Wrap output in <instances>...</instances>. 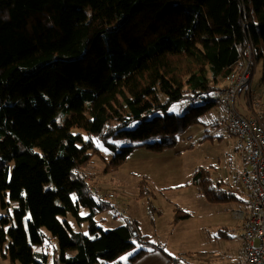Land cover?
Segmentation results:
<instances>
[{"label": "trees", "instance_id": "trees-1", "mask_svg": "<svg viewBox=\"0 0 264 264\" xmlns=\"http://www.w3.org/2000/svg\"><path fill=\"white\" fill-rule=\"evenodd\" d=\"M247 48L262 59L264 79V0H0V207L17 202L0 216V257L48 264L34 246L51 239L59 257L50 264H110L138 246L131 264L163 250L134 219L109 230L95 221L111 202L94 197L100 189L82 171L99 153L92 138L113 152L105 173L134 141L153 152L174 146L211 108L225 109L224 79ZM180 100L192 104L169 111ZM186 184L208 202L246 203L208 166ZM173 210L174 223L189 217ZM68 215L86 222V235Z\"/></svg>", "mask_w": 264, "mask_h": 264}, {"label": "rangeland", "instance_id": "rangeland-1", "mask_svg": "<svg viewBox=\"0 0 264 264\" xmlns=\"http://www.w3.org/2000/svg\"><path fill=\"white\" fill-rule=\"evenodd\" d=\"M249 84L251 89H249L248 92L247 88ZM249 84L242 86V88L238 90L234 101L236 109L240 111L238 108L247 107L250 110L249 103L253 105L254 102H257V110L264 112L262 59L256 61ZM159 97L161 98V95H159ZM189 102L190 101L187 100L174 102L169 107V111L180 115L192 104ZM240 112L242 113V111ZM252 112H254V108ZM223 119L220 108H211L201 117L200 123L188 126L183 133L176 137L174 146H168L160 152H150V150L137 145L136 143H138V141H134L131 143L135 145L132 149L133 151L126 156L127 158L124 163L117 168L118 170L115 168L117 171L112 170L108 173L104 172V168L111 160L113 152L101 140L92 138V145L99 153L93 155L92 159L83 170L93 173L95 179L108 178L109 182L107 183L114 191L111 189H104L103 185H100L101 187L96 186V184L92 182L90 186L99 188L107 193H112L116 203L127 206L125 213L119 218L114 216L111 207L106 208L105 211H103L104 213L101 212L102 214L97 217L96 221L98 225L103 230H107L108 227H106L102 220H99L100 217L106 218L110 216L112 219L116 218L118 219L116 222L121 225L125 222L124 219L131 215L135 217L140 224L139 232L148 236L149 240L152 242L163 246L162 248H164V251L171 258L177 259L178 262H176V264H226L223 262V259L228 258L224 257L222 254L233 256L231 258L229 257L231 261L229 264H237L236 257L240 252L239 244L241 242L240 229L238 227L240 224L242 226V223L235 218L233 211L238 208L239 204L237 202H208L204 197L195 195L197 192L193 185H188L183 188L179 186L190 180L195 169L200 166H208L211 168L212 171L209 170L211 173L213 172V178H216V172L224 169L228 170L224 165L229 157L234 160V165L236 167L240 166V168L236 173L234 172L233 176H229L227 180L237 185L239 171L242 168L243 162L242 160L240 162L241 157L237 153L236 148L234 149L235 138L230 134L228 129L226 130L227 121L225 125ZM186 144H188V148L181 150L180 148ZM148 157L150 159H148ZM137 159L140 160V164H136ZM139 185L143 186V190L151 191L149 200L147 197H142V195L139 194ZM147 193L148 192H145V194ZM116 195L123 198H120L122 201H120ZM116 198H118V201ZM114 200H112V202H114ZM7 203V209H2L0 207V216L7 213L11 214L13 208L17 206V202L15 201L8 200ZM155 204H160V220L165 223L170 217L173 218L175 216L173 208L174 206H178V204L184 205L188 210H192L193 218L182 222L180 228L177 227L173 229L171 235L165 238L164 233L157 235L152 228L150 218H153L152 213L154 212H149L148 209L149 207L153 208ZM200 205H202V215L199 212ZM171 206H173V208H171ZM183 211L187 212V209ZM79 213L83 216L84 214L87 215L88 211L80 209ZM66 218L75 231L82 232V234L86 235V223L81 226V224L74 222L75 220L71 215H68ZM218 222H226L227 224L235 225L234 233L233 235L231 234V240L217 239L214 243L208 242L206 244L207 246L211 248L215 246L214 249L221 253L219 257H221L222 260L217 257H209L201 259L200 263L198 259L192 258L187 252L198 250V246L201 243L200 241L204 240V235L214 239L218 230L223 228L218 227ZM200 224L206 225L204 226V230L203 228H199ZM222 224L223 223H221L220 226H222ZM43 231H45V229H43ZM180 232L184 237H181ZM193 240H195V242L191 243ZM39 248H42L46 253L48 264L52 262L51 260L58 259L59 249L55 240L48 241L41 246H34V249ZM137 248L138 246L123 254L118 259L122 261L123 264H127L128 259ZM70 251L71 250L67 251L66 255H68ZM159 255L162 257L161 264H168L167 261L170 258L166 254L159 253ZM0 264H9V262L0 257ZM58 264L63 263L59 261Z\"/></svg>", "mask_w": 264, "mask_h": 264}, {"label": "built area", "instance_id": "built-area-1", "mask_svg": "<svg viewBox=\"0 0 264 264\" xmlns=\"http://www.w3.org/2000/svg\"><path fill=\"white\" fill-rule=\"evenodd\" d=\"M254 65V53L247 48L241 67L225 77L228 86L218 100L226 109L227 128L235 138V148L243 162L237 188L243 193L246 203L233 211L235 218L242 223L240 264H264V112L253 105L254 112L242 115L233 108L232 102L236 92L250 82ZM89 188L94 190L90 185ZM94 197L110 201L116 218L127 209V206L112 202V193L97 190Z\"/></svg>", "mask_w": 264, "mask_h": 264}, {"label": "crops", "instance_id": "crops-1", "mask_svg": "<svg viewBox=\"0 0 264 264\" xmlns=\"http://www.w3.org/2000/svg\"><path fill=\"white\" fill-rule=\"evenodd\" d=\"M247 89H248V92H249V89H251L250 88V84H249V86H248ZM253 105H257L258 106V103L257 102H254ZM253 105H252V103H249L250 110L247 107H241V108H238V109L240 111H242V114L249 115V114L252 113V110H253V107L252 106ZM220 110H221L222 116L224 118L223 120L225 121V125H226V116H225L226 110L225 109H220ZM226 130H227V128H226ZM186 148H188V144L184 145L180 149L181 150H184ZM234 149H235V147H234ZM150 152H153V151H150ZM177 153H180V152H177ZM148 159H150V158L148 157ZM136 161H137L136 164H140V160L139 159H137ZM240 162H241V159H240ZM234 164H235L234 163V160L231 157H229L228 160H227V162H225V165H224V167L228 168V170H225L224 169V170H219L218 172H216L217 173V176H216L215 179H217V180H220L221 179V181H224L226 184L227 183L228 184L230 183L231 187L237 188V185H235L233 182H230L229 180H227V179H229V176H231V175L233 176L234 172L236 173V171H238L239 168H240V166L239 167H236ZM209 169L211 170V168H209ZM82 171L85 172V174H86L85 179L88 181L89 184L92 182V183H95L96 186H99V187H101L100 185H103V188L106 189V190H110V189L113 190L108 185V183H107V182H109L108 178L107 179L106 178L95 179L93 173L88 172L86 170H82ZM116 171H114V172H116ZM211 174L214 175L213 172ZM186 183H187V181L184 184L179 185L180 188L187 187L188 185ZM97 184H99V185H97ZM237 189L241 192V190L239 188H237ZM124 191H126V190H124ZM240 194H241V197H242V199L244 201L245 198H244L243 193L241 192ZM195 195L196 196H199L197 193ZM118 198H119L120 201H122L121 199H123L121 197H118ZM118 198H116L117 201H118ZM114 202L116 203L115 200H114ZM238 204H239L238 207H243V204L244 203L243 204L238 203ZM178 206L181 209H183V210L184 209H187V212L190 215H189V217L187 219L181 220L180 222H177V223H174L173 222V218L172 217H170L166 223L160 220V216H161V206H160V204H155L153 206V208L149 207L148 211L155 213V215H154V213H152V217L153 218H150L151 219L152 228L154 229L155 234L159 235L160 233H164L165 238H167L168 235H171V232H172L173 229H175L177 227L180 228V224L182 222H185L187 220H190V218H193V212H192V210H188V208L185 207L184 205L178 204ZM171 208H173V206H171ZM201 208H202V205H200V208H199L200 214H201ZM83 209H85V208H83ZM85 210H87V209H85ZM102 213H104V212H102ZM102 213H99V214L96 215L95 221L97 220V217H99ZM80 215H82V214H80ZM83 216H86V214H84ZM155 216H156V218H155ZM128 218L134 219V220H136L138 222V220L135 217L131 216V215ZM99 220H102L104 222V224L106 225V227H108V229L109 228L112 229V228H115L117 226H120V223H117L116 222L118 219H116V218L112 219L110 216H108L106 218L105 217H100ZM84 223H86V222L83 221L81 223V226H83ZM221 223H223L222 226H220ZM217 224H218V227H223L224 232L223 231L222 232H217L214 239H211V238L207 237L206 235H204V240L203 241H200L201 243L198 246L199 247L198 250L189 251V252H187L188 255H191V257L194 258V259H198L199 262H200L201 259H203V258H209V257H213V258H216L217 257V258H220L222 260V258L219 257L221 253L219 251H217L216 249H214L215 246L211 248V247L207 246L206 244L208 242H213L214 243L217 239H222L221 236H225V237L227 236V238H223V239L231 240V234L233 235V233H234V226L235 225L234 224L231 225L229 223L227 224L226 222H218ZM204 226H206V225L205 224H200L199 225V228L200 229L203 228V230H204ZM139 227H140V224H139ZM238 228L240 229L241 242L239 244L240 245V252H239V254L236 257L237 258V264H239V262H240V260L242 258V256H241V246H242V229H241V224L239 225ZM180 235H181V237H184L181 232H180ZM51 240H53V239H51ZM195 240H193L191 243H194ZM163 250H164V248H163ZM163 250L158 249V250L151 251V252L145 254L144 256H142L136 262L131 263V264H161L162 263V257L159 255V253L165 254ZM210 254H214V255H210ZM72 255H74V251L68 252V255L67 256H72ZM222 255H224V257L228 258V259H223V262H225L226 264H229L231 262L230 261V258L233 257V256H229V254H222ZM176 262H178V261H176ZM112 263H114V264H117V263L118 264H120V263L123 264L122 261H120L119 259L111 262L110 264H112ZM167 263H168V261H167Z\"/></svg>", "mask_w": 264, "mask_h": 264}, {"label": "clouds", "instance_id": "clouds-1", "mask_svg": "<svg viewBox=\"0 0 264 264\" xmlns=\"http://www.w3.org/2000/svg\"><path fill=\"white\" fill-rule=\"evenodd\" d=\"M249 84V83H248Z\"/></svg>", "mask_w": 264, "mask_h": 264}]
</instances>
